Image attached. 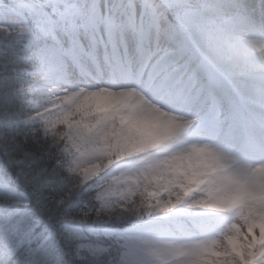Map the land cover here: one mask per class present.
<instances>
[{
    "label": "snow or ice",
    "instance_id": "1",
    "mask_svg": "<svg viewBox=\"0 0 264 264\" xmlns=\"http://www.w3.org/2000/svg\"><path fill=\"white\" fill-rule=\"evenodd\" d=\"M254 52L264 0L0 5V264H264Z\"/></svg>",
    "mask_w": 264,
    "mask_h": 264
},
{
    "label": "rangeland",
    "instance_id": "2",
    "mask_svg": "<svg viewBox=\"0 0 264 264\" xmlns=\"http://www.w3.org/2000/svg\"><path fill=\"white\" fill-rule=\"evenodd\" d=\"M256 2L259 3V0H249V5L255 6ZM258 53V52H257ZM260 54V53H259ZM261 55V54H260ZM264 62V59H262L260 61ZM253 79L249 78L248 83L254 87L255 91H259L261 88H264V80H262L259 75H252L251 76ZM245 110L246 111H252L254 113H256L257 116H259L261 114V112H264V107H262L258 102L254 101L253 99H251L250 97H247V99H245Z\"/></svg>",
    "mask_w": 264,
    "mask_h": 264
},
{
    "label": "trees",
    "instance_id": "3",
    "mask_svg": "<svg viewBox=\"0 0 264 264\" xmlns=\"http://www.w3.org/2000/svg\"><path fill=\"white\" fill-rule=\"evenodd\" d=\"M24 3V0H0V5H17Z\"/></svg>",
    "mask_w": 264,
    "mask_h": 264
}]
</instances>
